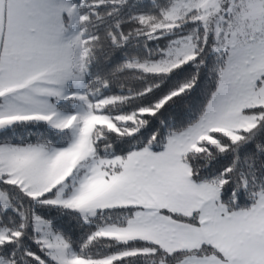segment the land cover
<instances>
[{"label": "snow or ice", "instance_id": "obj_1", "mask_svg": "<svg viewBox=\"0 0 264 264\" xmlns=\"http://www.w3.org/2000/svg\"><path fill=\"white\" fill-rule=\"evenodd\" d=\"M0 264H264V0H0Z\"/></svg>", "mask_w": 264, "mask_h": 264}]
</instances>
